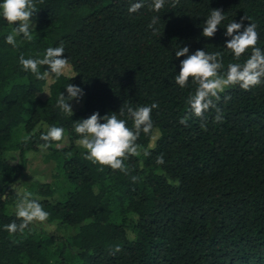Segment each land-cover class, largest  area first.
Listing matches in <instances>:
<instances>
[{
  "label": "trees",
  "instance_id": "trees-1",
  "mask_svg": "<svg viewBox=\"0 0 264 264\" xmlns=\"http://www.w3.org/2000/svg\"><path fill=\"white\" fill-rule=\"evenodd\" d=\"M136 2L34 0L33 38L17 36L15 47L6 43L12 29L0 18V264H264V83L226 88L214 101L223 122H214L210 108L206 129L188 112L195 86L175 83L186 58L175 57L179 48L221 53L222 73L229 63L245 62L251 49L237 61L225 48L227 25L244 16L245 27L257 26L256 47L264 51V0H178L175 7L166 0L159 12L143 0L129 13ZM212 9L226 18L208 39L202 31ZM153 16L160 17L155 34L148 27ZM60 45L72 75L54 78L42 98L48 80L23 71L19 58H43ZM69 83L84 93L69 101L72 116L56 106ZM124 103L158 104L151 131L136 141L140 154L124 160L127 174L86 160L74 131L75 122L96 112L101 123L105 115L119 117ZM186 115L187 125L180 124ZM51 126L64 128L58 143L67 144L54 142L46 160L69 188L57 195L52 184L32 182L28 192L49 213L48 226L9 234L5 226L21 222L12 210L23 196L15 184ZM161 154L165 163L157 165Z\"/></svg>",
  "mask_w": 264,
  "mask_h": 264
},
{
  "label": "clouds",
  "instance_id": "clouds-1",
  "mask_svg": "<svg viewBox=\"0 0 264 264\" xmlns=\"http://www.w3.org/2000/svg\"><path fill=\"white\" fill-rule=\"evenodd\" d=\"M166 0H151L150 10L159 12L165 5ZM178 0H173L172 7L176 6ZM144 7L143 0L132 3L129 7V13H135ZM37 11L34 0H2L0 2V18L11 27L12 31L6 37V43L17 46L16 37L21 35L23 39L31 41L35 25L31 22V17ZM225 14L221 9H212L210 15L205 20L202 36L211 39L218 31L219 25L225 20ZM160 17L153 16L152 22L148 25L153 29V34L157 31L155 25ZM248 20L246 16L241 18V22L232 21L226 27L225 36L226 49L233 55L234 59L239 61L241 56L251 49L250 57L243 63H229L227 71L221 72L223 64L221 62V53H208L204 50H196L189 55V48L183 47L175 51V57H186L180 63L179 74L175 76V83L180 88L188 86L189 82L195 86V93L187 98L189 105L188 112L201 120V127L206 129L205 112L210 108L216 109L214 122H223V114L216 106L214 101L220 100V94L226 88L239 86L244 91L251 90L252 87L264 83V51L256 47L259 35L256 31V25L249 23L244 26L243 21ZM14 25H18L14 27ZM22 70L32 73L38 80L58 79L69 67V61L64 58V47H49L43 55V58L25 59L23 55L19 58ZM41 66H47L48 70L41 72ZM67 98L61 92L56 106L63 112L73 115L72 107L69 103L71 100L79 101L84 95L81 88L69 83L66 86ZM227 99V97L225 98ZM158 108V104L153 103L150 106H140L134 108L130 104L124 103L119 110V118L113 113L105 115L103 123L98 112L92 114L87 119H82L74 123V131L79 136L76 141L85 151V159L93 165H99L100 169L109 167L112 170H119L127 174L128 170L124 160L130 156H138V140L141 132L148 134L153 125L151 113L153 109ZM189 116L179 120L182 125H187ZM132 121V127L127 126V121ZM65 130L62 127L51 126L45 134H41L40 140L44 143L39 147L47 150L56 142L59 143L64 137ZM146 155L148 153H145ZM156 164L165 163L163 154L156 157ZM135 182L138 178L133 177ZM13 188L15 185L12 186ZM15 215L21 222L15 221L5 226L9 234L20 232L24 233L29 225L36 222L47 220L49 213L46 212L41 203L32 199L31 192H25L15 204ZM88 221H85L87 224ZM120 249L117 247L116 251Z\"/></svg>",
  "mask_w": 264,
  "mask_h": 264
},
{
  "label": "rangeland",
  "instance_id": "rangeland-1",
  "mask_svg": "<svg viewBox=\"0 0 264 264\" xmlns=\"http://www.w3.org/2000/svg\"><path fill=\"white\" fill-rule=\"evenodd\" d=\"M31 22L33 25H35L33 20H31ZM63 74L68 76L72 75L71 67L69 66ZM51 83L52 80H48V86H46L44 92L41 94L42 98H47L49 96V85ZM17 132L18 139H23L25 136L23 129L21 128ZM158 136L159 132L156 130L153 139L150 142V148L155 146ZM65 144H67V138H65L62 143L59 144V147H62ZM79 147L82 148L80 145ZM47 153L48 150L41 149L39 152H30L28 154L27 170L19 177V180L15 184L19 194L23 195L25 192H28L29 185L35 181L52 184V186L58 190L57 195H63V193L67 192L69 185L61 176L58 175L55 163L46 160ZM9 161L11 163H17V159L15 158H10ZM12 210H15V207L12 208ZM33 224L38 231L43 230L48 226L47 220Z\"/></svg>",
  "mask_w": 264,
  "mask_h": 264
}]
</instances>
